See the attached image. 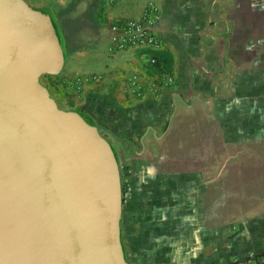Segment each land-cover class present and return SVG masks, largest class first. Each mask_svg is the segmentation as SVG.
<instances>
[{
    "label": "crops",
    "instance_id": "1",
    "mask_svg": "<svg viewBox=\"0 0 264 264\" xmlns=\"http://www.w3.org/2000/svg\"><path fill=\"white\" fill-rule=\"evenodd\" d=\"M62 44L39 82L114 146L133 185L116 218L124 264H229L264 246V0H24ZM162 18L159 46L110 27ZM157 58V64L150 58ZM162 73L173 92L139 98ZM125 162L121 169V163Z\"/></svg>",
    "mask_w": 264,
    "mask_h": 264
},
{
    "label": "water",
    "instance_id": "2",
    "mask_svg": "<svg viewBox=\"0 0 264 264\" xmlns=\"http://www.w3.org/2000/svg\"><path fill=\"white\" fill-rule=\"evenodd\" d=\"M61 44L44 12L0 0V264H124L114 146L39 82Z\"/></svg>",
    "mask_w": 264,
    "mask_h": 264
},
{
    "label": "built area",
    "instance_id": "3",
    "mask_svg": "<svg viewBox=\"0 0 264 264\" xmlns=\"http://www.w3.org/2000/svg\"><path fill=\"white\" fill-rule=\"evenodd\" d=\"M113 2L115 0H108ZM162 18V14L158 8L153 5L147 7L144 14L139 19H124L110 27V32L113 40L119 47L132 45L159 46V41L156 37V27ZM150 63L157 64V58L152 56ZM176 84V77L162 73L159 83H152L149 87L143 86L137 76L131 75L128 78L129 91L139 98L148 97V99L161 98L165 93L173 92ZM125 162L121 163V169ZM123 182L124 201L133 190L132 183L125 177ZM229 264H264V246L262 252L250 251L246 258H235Z\"/></svg>",
    "mask_w": 264,
    "mask_h": 264
}]
</instances>
